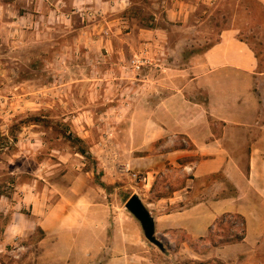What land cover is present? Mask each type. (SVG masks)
Instances as JSON below:
<instances>
[{"label":"rangeland","instance_id":"374dc122","mask_svg":"<svg viewBox=\"0 0 264 264\" xmlns=\"http://www.w3.org/2000/svg\"><path fill=\"white\" fill-rule=\"evenodd\" d=\"M226 31L251 46L264 71V8L255 0H0V264H41L38 253L52 252L50 242L39 245L40 230L11 241L5 231L14 212L30 213L23 201L44 196L64 177L88 173L92 186V141L106 138L121 115L106 105L122 106L124 89L141 76L182 68ZM144 47L159 62L136 73L131 60ZM129 197L123 189H103L109 226L96 234L110 241L118 228L142 250L128 260L93 254L92 264H240L244 258L217 251L230 245L224 241L239 233L241 219L223 216L206 238L188 241L189 249L155 233L161 251L139 227L136 233L127 226L134 219L125 209ZM252 257L255 263L264 254Z\"/></svg>","mask_w":264,"mask_h":264},{"label":"crops","instance_id":"0c3cea01","mask_svg":"<svg viewBox=\"0 0 264 264\" xmlns=\"http://www.w3.org/2000/svg\"><path fill=\"white\" fill-rule=\"evenodd\" d=\"M255 1L264 8V0ZM103 44L110 46L107 40ZM258 66L251 46L226 31L182 68L141 76L135 87L124 89L127 99L120 108L106 105V111L120 109L121 115L115 122L107 117L112 131L92 141V186L81 172L64 177L44 196L23 201L30 213L12 214L5 240L42 231L39 245L53 246L52 252L38 253L41 264H92L93 254L127 258L142 250L139 241L118 228L110 241L96 234L109 226L103 189H123L140 198L155 233L187 249L188 241L206 238L223 216H239L242 241L218 254L241 253L240 264H264L263 257L251 262L252 255L264 254V98L259 95L264 71ZM92 91L98 92L96 85ZM130 172L146 182L135 183ZM127 226L142 230L135 218Z\"/></svg>","mask_w":264,"mask_h":264},{"label":"water","instance_id":"95a60500","mask_svg":"<svg viewBox=\"0 0 264 264\" xmlns=\"http://www.w3.org/2000/svg\"><path fill=\"white\" fill-rule=\"evenodd\" d=\"M125 209L139 222L145 239L164 251V247L155 237L154 221L137 195H132L125 203Z\"/></svg>","mask_w":264,"mask_h":264},{"label":"built area","instance_id":"2783aa9c","mask_svg":"<svg viewBox=\"0 0 264 264\" xmlns=\"http://www.w3.org/2000/svg\"><path fill=\"white\" fill-rule=\"evenodd\" d=\"M154 62H159V57L154 58L149 56L148 50L144 47L137 54H135L131 60V68L134 72L139 73L144 67L151 66ZM130 178L135 181V183H145L146 177L139 173L130 172Z\"/></svg>","mask_w":264,"mask_h":264},{"label":"trees","instance_id":"16d2710c","mask_svg":"<svg viewBox=\"0 0 264 264\" xmlns=\"http://www.w3.org/2000/svg\"><path fill=\"white\" fill-rule=\"evenodd\" d=\"M34 120H38V118H36V119H34ZM73 136V135H72ZM69 133L67 134V137H68V139H70L71 141H80V139H78V138H74V137H72ZM81 156H85V157H88L89 158V155H88V153H87V151H85V149L83 148V147H79V149H78V151H77ZM102 186H104L103 184H101ZM224 217H226V216H224ZM235 218H238V219H240V217L239 216H235ZM220 220H221V218L219 219V220H217L216 222H215V224H217V223H220ZM238 230H239V233H236V234H234V235H231V237L229 238V239H226L225 241H224V243H228V244H232V243H237V242H241L242 241V239H243V237H244V231H243V221L241 220V222H240V226H238Z\"/></svg>","mask_w":264,"mask_h":264}]
</instances>
